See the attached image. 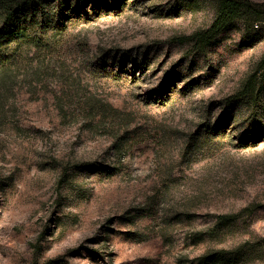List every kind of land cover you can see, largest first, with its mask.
<instances>
[{"label": "rangeland", "instance_id": "1", "mask_svg": "<svg viewBox=\"0 0 264 264\" xmlns=\"http://www.w3.org/2000/svg\"><path fill=\"white\" fill-rule=\"evenodd\" d=\"M243 1L204 46L219 0H94L15 53L0 264H264V0Z\"/></svg>", "mask_w": 264, "mask_h": 264}, {"label": "trees", "instance_id": "2", "mask_svg": "<svg viewBox=\"0 0 264 264\" xmlns=\"http://www.w3.org/2000/svg\"><path fill=\"white\" fill-rule=\"evenodd\" d=\"M93 2L94 0H0V70L13 63L15 53L23 45L36 46L42 43V39L51 30H59L57 33H61L62 27L71 17L68 13L75 14L74 18L79 17L82 13L81 5ZM251 8L243 0H219L211 25L190 38H195L196 43H201V46L207 45L225 26ZM13 44L15 48L12 49Z\"/></svg>", "mask_w": 264, "mask_h": 264}]
</instances>
